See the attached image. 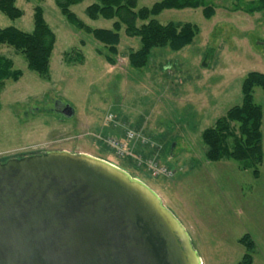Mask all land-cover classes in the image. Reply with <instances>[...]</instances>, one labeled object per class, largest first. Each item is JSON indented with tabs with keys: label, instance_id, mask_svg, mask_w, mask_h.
Instances as JSON below:
<instances>
[{
	"label": "rangeland",
	"instance_id": "374dc122",
	"mask_svg": "<svg viewBox=\"0 0 264 264\" xmlns=\"http://www.w3.org/2000/svg\"><path fill=\"white\" fill-rule=\"evenodd\" d=\"M161 1L137 0V7L151 8ZM251 1L256 0H241ZM238 2L208 0L215 8L209 20L201 9L161 12L155 18L159 24H191L198 35L179 52L153 49L144 69H132L127 56L140 47L138 39L121 31L117 55L109 65L104 47L70 26L55 0H17L23 16L12 21L0 13V28L32 33L33 11L40 6L55 44L47 79L28 71L20 54L0 47V55L22 73L18 82L0 84V163L45 152L103 159L159 196L185 228L201 264H240L246 253L240 240L245 236L253 243L252 264H264V158L256 174L231 160L210 163L201 139L241 104L246 75H264V11L235 12ZM92 3L84 0L71 12L91 29L110 30L111 21L87 18L85 10ZM253 100L263 111L264 152V93L259 88L253 90ZM65 106L73 111L70 119L59 114ZM108 115L116 125L152 139L159 163L173 176L151 178L134 160L107 151L98 136L123 138L119 127L105 125Z\"/></svg>",
	"mask_w": 264,
	"mask_h": 264
},
{
	"label": "water",
	"instance_id": "95a60500",
	"mask_svg": "<svg viewBox=\"0 0 264 264\" xmlns=\"http://www.w3.org/2000/svg\"><path fill=\"white\" fill-rule=\"evenodd\" d=\"M60 115L73 117L65 106ZM0 264H201L159 196L101 159L45 152L0 163Z\"/></svg>",
	"mask_w": 264,
	"mask_h": 264
},
{
	"label": "trees",
	"instance_id": "16d2710c",
	"mask_svg": "<svg viewBox=\"0 0 264 264\" xmlns=\"http://www.w3.org/2000/svg\"><path fill=\"white\" fill-rule=\"evenodd\" d=\"M40 2L41 0H35ZM84 0H55V5L66 22L75 30L93 37L106 51L105 61L112 65L117 55L121 31L131 39H138L140 47L128 54V65L132 69H144L156 48H169L179 52L191 45L198 35V29L191 24H159L155 18L165 10H197L209 20L215 16V8L208 0H163L151 8H138L137 0H92L85 10L88 19L111 21L110 30L91 29L82 23L71 8ZM17 0H0V13L9 20H18L23 12L16 7ZM233 11L253 15L264 11V0L242 4L241 0ZM55 44V35L47 25L43 10L36 6L33 11V31L23 33L16 28H0V47L11 48L26 62V68L41 79L50 75V58ZM22 73L14 69L10 59L0 55V84L10 81L16 83ZM259 88L264 93V75L251 72L242 82V101L219 118L213 127L205 130L201 139L206 147L205 159L210 163L231 160L240 164L241 169H253L261 165L262 149L261 126L262 108L254 103L253 90ZM139 131V130H136ZM246 253L240 264H252L253 243L248 236L240 240Z\"/></svg>",
	"mask_w": 264,
	"mask_h": 264
},
{
	"label": "built area",
	"instance_id": "2783aa9c",
	"mask_svg": "<svg viewBox=\"0 0 264 264\" xmlns=\"http://www.w3.org/2000/svg\"><path fill=\"white\" fill-rule=\"evenodd\" d=\"M114 122V117L108 115L106 117L105 125L114 124V127H119L123 131V138L119 139L118 136L108 135L106 137H97L102 144L112 151L116 158L124 159L129 158L136 162L138 167H144L148 174L154 179L157 178H171L172 172L166 167L161 165L156 156H148L145 158L142 154H135L134 150L137 147L154 149L156 147L154 141L146 137L141 131H135L129 128H122Z\"/></svg>",
	"mask_w": 264,
	"mask_h": 264
},
{
	"label": "crops",
	"instance_id": "0c3cea01",
	"mask_svg": "<svg viewBox=\"0 0 264 264\" xmlns=\"http://www.w3.org/2000/svg\"><path fill=\"white\" fill-rule=\"evenodd\" d=\"M144 152V151H143ZM146 154V153H145ZM97 158V157H96ZM100 159V158H99ZM101 160H103V159H101Z\"/></svg>",
	"mask_w": 264,
	"mask_h": 264
}]
</instances>
